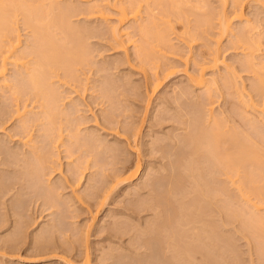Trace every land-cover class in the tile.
Returning a JSON list of instances; mask_svg holds the SVG:
<instances>
[{"label":"rangeland","instance_id":"1","mask_svg":"<svg viewBox=\"0 0 264 264\" xmlns=\"http://www.w3.org/2000/svg\"><path fill=\"white\" fill-rule=\"evenodd\" d=\"M56 1L62 7L69 4V15L73 14L69 16L71 24L87 38L83 41L88 59L75 68V80L68 77L70 80L64 84L67 80L62 71H58L59 82L58 78L53 79L60 92L55 98L60 100L57 103L67 119L63 113L55 119L50 137L44 134L46 121L38 114L39 100L26 93L15 99L12 91L0 87V264H66L67 257L82 264L85 252L90 264H264V203L256 210L252 206L257 201L253 194L248 196L250 201L244 202L235 182L244 179L242 173L232 176V183L221 168L223 173L217 170L213 179L212 172L216 173L219 165L214 169L206 158L192 154L189 142L199 126L206 128L211 124L212 114L224 121V130L233 128L242 137L249 136L264 156V120L259 110L264 107V100L253 89L257 72L252 71L255 67L246 66L244 57L249 50L241 43L244 40H239L243 31H247L249 40L257 42L254 44L258 47L253 48L256 59H264V0H244L241 20L233 17L232 0H225L223 6L220 0H181L185 16L179 14L180 8L178 15L166 13L173 26L168 33L170 46L159 44L156 48L158 43L154 46L155 68L146 65V73L139 67L135 47L126 44L125 50L119 48L110 28H122V33L132 37L135 44H142L135 27L143 20L147 22V15L156 14L154 17L160 18L164 14L161 13L164 1L157 4L162 2L142 0L139 15L128 17L121 24L117 10L110 5L114 0ZM197 2L203 8L201 11L199 6L191 7ZM94 4L99 7L92 9ZM222 10L231 20L225 33H220L218 14ZM18 17L20 50L25 43L30 44L32 32ZM203 17L211 21L209 27L203 24ZM199 28L204 29L202 33ZM59 33L55 31L61 37ZM189 34H195V39L189 40ZM213 50L219 57L214 67L208 63ZM28 56L26 61L32 57ZM201 65L204 82L196 86L184 70L195 75ZM13 69L7 65L8 78L13 76ZM165 71L170 74L163 75ZM153 72L159 75L154 89ZM212 78L217 79L216 86L210 82ZM19 86L24 90L25 87ZM23 104L27 106V115L33 118L25 123V129L20 126L25 117L16 113V108ZM35 116L41 119L34 121ZM247 116L258 121L255 126L245 119ZM70 130L79 132L84 139L70 143ZM58 133L62 143L59 147L52 143ZM32 150L41 157L48 154L44 170L39 173L33 170L37 167L33 165L36 158L33 159ZM198 157L200 162L203 160L201 165ZM192 162L196 174L183 168ZM136 163L140 165L138 175L112 187V176L131 170ZM75 169L83 174L79 184L74 182ZM248 170L264 202V166ZM193 177L203 184L200 188L215 194L218 188L221 193L212 200L213 193H209L205 199L196 191L199 186ZM242 185L247 188V184ZM197 190L202 193V189ZM49 199H54V206L47 203ZM252 214H258L263 223ZM186 221L189 223L182 229ZM168 224L181 234L180 237L174 234L172 242L168 238L171 230H167ZM194 227L207 229L204 233L209 238L202 240L208 246H201ZM209 227L219 236H212L215 232ZM36 236L48 241L45 244L42 238L40 243L43 241L44 245H39ZM210 236L215 243H209ZM181 241L191 246L192 259L171 249V244L179 246Z\"/></svg>","mask_w":264,"mask_h":264},{"label":"bare ground","instance_id":"2","mask_svg":"<svg viewBox=\"0 0 264 264\" xmlns=\"http://www.w3.org/2000/svg\"><path fill=\"white\" fill-rule=\"evenodd\" d=\"M44 1H46V0H44ZM44 1H42V0H0V87H4V88L8 89V91L9 90L12 91V94L14 93V95H15V99H17L20 96V94H23V93L24 94L26 93L25 95L31 94L36 98V100L38 99L40 102L38 106H40V108H41L40 112H38V114L40 113L42 116L41 118L42 119L44 118L46 121L45 122L46 124L43 123V125L45 124V126H43V127H45V128H43L45 131L44 130L43 131H44V134L46 136L48 135L50 137L52 135V130H53L51 127L52 124L54 123L55 119L61 113H63L62 109H60L61 107L57 103L60 101V100L57 101V98L59 96L58 93H60V92L58 91L57 85H55L56 87L54 86L55 80L53 81V79L58 78L57 81L59 82L60 77H58V71H62V75L65 76L66 80H67V81H64V84H67L68 80L74 79L77 77L74 73L75 68L77 67V65L81 66L83 62L86 63L85 61H87L86 59H88V56H86V53H87L86 46H85L86 43L84 44V41L87 38L84 39V36L82 35V33L79 34V31H76L77 28L75 29V27H73L75 24L74 25L71 24V22L69 20V16L73 15V14L69 15L71 12V9L68 8L69 4H67V6H64V7H62V5H63L62 4V5H60L61 6L60 7L59 5H57L58 2L56 0H48V2L46 1V3ZM141 1L142 0H114L113 2L111 1L112 3L110 5L115 7V9L118 12L117 13L118 24L123 23L125 20L128 19V17L136 18L140 12V6H141L140 2ZM158 1H161V2L164 1L165 2V4H164V2H162V3L157 2V4L158 3L164 4L165 8L161 9V10H164V12L161 11V13H164L166 18L163 17L164 14L161 17L157 15V17H160V18L154 17V15H156V14H154V15L151 14V15H147V17H148V18H146L147 22L145 20H143L144 23H142L143 21L141 23L137 22L138 24H137V27H135V28L136 29L138 28V32L140 33V35L142 37V39L140 40V41L143 40V42H141L142 44H140V45L135 44V41L132 39V37L126 35L125 33H122V32H124L122 28L121 29L119 27L117 28V26L116 27L113 26L112 28H110L111 35L113 36L114 40L117 42V46L119 48H121L122 50H125L126 44H129V45H132L133 47H135L134 53L136 55V58L138 57L137 59H139L138 60L139 65H140L139 67L141 68V70L144 73H146L147 69H148L146 67V65L151 66L150 68H153V69L155 68L154 61L156 58L155 59L153 58V52H154L153 50H155L157 48V46L159 47V44H160V46H161V44H162V46H168V45L170 46V44H169L170 39L168 37V33L172 29L173 26L170 24V20H169V18H167L166 13L170 12V14H171V12H174V13L177 12V15H178V13L180 12V9H181L180 7H182V6H180V2L182 3L181 5H183V2L181 0H158ZM185 1H184V3L186 4L187 1L186 2ZM220 1H221L222 6H223L225 4V0H220ZM244 2H245L244 0H232V7H233L232 8V14H233V17L238 19V20H241L244 17L243 16L244 15V12H243V5H244L243 3ZM188 4H189V1H188ZM201 4H203V3H201ZM64 5H66V4H64ZM95 6H97V8L99 7L98 5L94 4L93 8L92 7L91 8L94 9ZM198 6H199V9L201 11L203 8H200L202 6L198 5V2H197L196 6L192 5L191 7H195L198 9ZM70 8H73V6ZM188 8H190V6ZM191 9L194 10L193 8H191ZM96 11H97V13L101 14V11L99 9H97ZM197 11H199V10H197ZM181 13H183V10L179 14H181ZM206 13H207V11H206ZM210 13L208 16H206L207 18L210 16ZM19 15L21 16L23 26L26 27L27 29L30 28L31 30H29V31L32 32L31 36H29L31 39V40H29L30 44H29V42L27 40L28 38H27L26 40H27L29 45L27 46L25 43L24 44L25 48H22L20 50H19V48H21L20 47L21 40H20V33L18 30L19 28H18V24H17V22L19 20V17H18ZM194 15H196V14H194ZM218 15H221L220 16L221 19L219 22V24L221 26V29H220L221 32L220 33H223V32L225 33L230 29V25H231L230 21L231 20L229 18V15H226L224 10H222L221 14H218ZM180 16H182V15H179V17ZM184 16H185V14H184ZM211 16H212V14H211ZM206 17L202 18V20L204 19L203 24H205L206 27H209L210 25L209 26H207V25H208V22H209V24H211L210 23L211 21L207 20ZM196 19H199V18L196 17ZM196 23H195V25H196ZM197 25H198V23H197ZM81 26H79V27H81ZM245 28H247V27L245 26ZM199 29L201 30V28H199ZM56 30H58V32H60L62 34L61 37H58L55 34ZM203 30L204 29L201 30V33ZM195 32H197V30ZM244 32L245 31H243V33L241 32L242 34L240 36L242 39H239V40H244L243 42L241 41V43L242 44L244 43L245 49H247V51L249 50V52H247L245 57H244V58H246L245 59L246 66L248 65V67L250 66V68L255 67L256 70L258 68L257 71L252 69V71H255V73L257 72L256 73L257 74L256 75L257 81H256V85L253 87V89L256 90L257 93L259 94V96H261V98L264 100V59H260V60L256 59L258 57H256L254 54L256 52L255 49L253 50V48L255 46H257V44L256 45L254 44L256 41L254 42V40H253V42H252L251 41L252 39L249 40L250 37L248 38L247 36H250V34H248L247 31L245 33ZM60 33H59V35H60ZM246 33H247V35H245V36L247 38L244 36V34H246ZM83 34H84V32H83ZM195 34L190 35L189 40H194ZM198 34H199V32L196 35H198ZM125 35L128 37L126 39H122V37H124ZM196 38H197V36H196ZM59 41H61L63 43H60ZM66 41L68 43H70V46L67 45L68 43H66V45H65ZM154 42H155V44H154ZM216 43L217 44L219 43V39L216 40ZM155 45H156V48L154 47ZM26 46H27L28 50H27ZM216 52H217L216 50L215 51L213 50V52L211 54V58H209L208 63L211 64L210 66H212V67L216 66L217 63L219 62V57L217 56ZM155 53H156V50H155ZM27 56L28 57L32 56L31 59H29L30 61L27 60L28 62L25 60ZM255 60L256 61L258 60V61L256 62ZM8 64L12 65L14 68L13 69L14 70L13 76L11 78L10 77L8 78L6 76ZM198 67H199V68H197L198 70L196 69L198 71V73H196L197 72L196 71L194 73L195 75L188 73L187 70H184V74L186 75L188 80L190 82H192L194 85L202 86V84L204 82V77H203V74H204L203 69L204 68L202 67V65L198 66ZM165 72L163 74L165 76L170 74V71H168L166 73ZM148 78H149V76H148ZM64 80H65V78H64ZM216 80L217 79H215V78L211 79L210 82L213 84V86L215 84L217 85ZM158 81H159L158 73L153 72V78L151 79V84L153 85V89L157 86ZM18 84L21 85V87H23V88L25 87L24 88L25 91L27 88L28 91L25 92L24 90H21L20 86L18 87ZM212 84H211V86H212ZM209 91H210V88H209ZM20 92H22V93H20ZM238 93H239V95H241L240 92H238ZM55 96L57 98H55ZM26 107H27L26 104H23L21 108H16V113L19 116L25 117L21 122L23 125H20V126H22V128L25 127V123L27 121H29V120L31 121V119H33L32 116L29 117L27 115L28 111H27ZM73 109H75V108H73ZM259 110L261 113L260 116H262V120H264V107H262V109H259ZM241 114H243V113H241ZM63 115H64V118H66L64 113H63ZM67 115L70 116V112ZM71 115H72V113H71ZM211 115L209 116L211 124L209 123L208 127L203 128L201 126H199V127L197 126L198 129L195 133H193L194 135L191 134L192 137L189 136V138L191 137L189 139V142L192 145V152L191 153L192 154L194 153L199 157L206 158L207 162L213 163L212 167L214 169L216 168L217 165H219V166H217V169L215 170L216 173L212 172V173H214L212 176L213 179L215 178L214 175L216 176L217 170H219V169L221 170V172L224 169V174L227 176L229 181L231 180L230 182H232V183L234 181L232 180L231 177L235 176L239 173H242L241 176L244 175L243 176L244 179L239 178V181H235L236 183L238 182V184H239L237 189L239 191H241L240 195L244 199V202L250 201L249 200L250 198L248 196H251L253 194L255 196V198H257V201H256V203H253L252 206L256 210H258V208L261 206V204L264 203L262 198L259 197L261 192H260V189L255 184V182L252 179H250V177L248 175L249 173L247 174L246 171L248 170V168L256 170L257 167H262V165L264 166V160H263L264 156H263V154L261 155V151L258 149L260 147H257L258 145L256 146V144H254V142L250 140L249 136H247L248 137L247 138L246 135H245V137L244 136L242 137L241 135H239L241 133H238L239 131H236L237 129L231 128L232 129L231 130L229 128L230 130L229 129L224 130V128H225L224 121L222 122V119L219 116L213 115V117H212ZM36 117L37 116L34 117L35 118L34 121L38 120V118H39V117L38 118H36ZM243 117H242V119H243ZM247 117H245V119H247L249 121V123H251V125H253V124L256 125V123L258 122V121H256L255 118L252 119V117L251 118H249V117L247 118ZM41 118H39V120ZM245 119H243V120H245ZM48 124H49V126H48ZM255 125H253V126H255ZM71 126H72V124H71ZM23 129H25V128H23ZM23 129H22V132H23ZM71 132L70 133L68 132V134L70 136L69 139L71 140L70 143L74 144L75 142H78V140L81 138V136L79 137V135H78L79 132L78 133L76 131H75L76 133L74 131L72 133ZM19 137H20L19 139H21V140L24 139V137H21V136H19ZM60 137H61V135L58 133V135H55L54 139L52 140V143L58 144V147L62 146L61 145L62 143L60 144ZM81 139H84V138L82 137ZM85 139H87V138H85ZM90 141H91V139H90ZM23 142H24V140H23ZM134 143H135V140H134ZM136 143H137V141H136ZM98 145H100V144H98ZM188 145H189V143H188ZM135 146H136V144H135ZM58 147H56V148H58ZM70 147H71V145H70ZM132 147H134V146H132ZM136 147H135V149H136ZM69 151L70 150L67 149V152H69ZM30 153L33 156V159L36 158V160L34 159L36 164L34 163L33 165L37 168L32 167V168H34L33 170L34 171L36 170L37 173H39L38 171L44 170L43 168L45 167L44 165H45L46 160H47L46 158H48L46 156H48V154L47 155L45 154L44 157L43 156L41 157L40 153L36 152L35 150H32ZM70 154H67V156H69ZM190 157H192V156L190 155ZM199 157L197 160H199L198 161L199 165H201L200 163H202L203 160H201V162H200ZM178 165L182 166V164L181 165L178 164ZM250 165H251V167L253 166V168H250ZM245 166L247 167V170H246ZM254 167L256 169H254ZM183 168H184V170L187 169V171L189 169H192L191 171L194 170V173L196 171V169H194L196 167H194L193 162L189 163L187 165V167L185 166ZM201 168H202V166H201ZM221 168H223V169H221ZM139 169H140V165H139V163H136L131 170H128L126 172L120 171L118 173H115L112 176V181H113V182H111L113 184L112 187H114L115 185H118V184L127 183L130 180H132L140 172ZM258 169L260 170V168H258ZM259 170H258V172H260ZM82 175L83 174L80 171L79 172L77 171L74 174L75 184H77V183L79 184V182L81 181V178L83 177ZM210 175H212V174H209V176ZM179 176H177V177H179ZM178 179H180V178H178ZM178 179H176V180H178ZM193 180H194V177H193ZM194 181H195V185L199 186V187H196L194 185L196 187L195 188L196 191L200 192L201 196H204V198L207 199L206 197H208V196H206V195L211 193L210 190H207L206 188H200V186H203V184L201 185L200 184L201 182L197 181L196 179ZM243 183L247 184V186H246L247 188H244L245 185L240 186V184H243ZM218 184H219V182H218ZM219 187H221V186L219 185ZM242 188H244V189L242 190ZM168 189L170 190V188H168ZM197 189H200V190L202 189V193H201V191H199ZM220 191H221V189L217 188L216 194L221 193ZM168 192H170V191H168ZM212 193H213V191H212ZM216 194L214 192L212 194V198H211V195H209L208 200L210 198L212 200L213 196H215ZM49 195H48V198L50 197V199H51L52 197ZM51 195H52V193H51ZM105 198H106V196L104 195V199ZM50 199L47 201V203L50 204V206L51 205L54 206V204L52 203L54 201V199H53V201H51L52 199L51 200ZM164 199H165V197H164ZM167 200H168V198L166 197V201ZM205 202H207V200ZM209 202H211V201H209ZM102 203L103 202H100V205H102ZM252 215L257 219V221H261V223H263L261 220V217H259L258 214H252ZM188 223L189 222L186 221L184 224H182V226H183L182 229H184V227L187 226ZM168 228L169 229H167V230H170L171 226L169 225ZM206 228H207V226H206ZM193 229L195 232V237L198 239L200 238V240H201L200 241L201 246L202 245L208 246L207 243L206 244L203 243L204 238H207L209 236L208 233H204V232H206L207 229H205L203 227L199 228V229H198V227H194ZM209 230H211L210 227H209ZM214 230L215 229H213L211 231H213V233H214L215 232ZM207 232H210V231H207ZM169 233L170 234L168 235V238H169V241L171 240V242L175 239V235L179 236L178 232L176 233V231H173L172 228H171ZM215 234H216V232L214 234H212V236ZM216 235H215V237H216ZM178 236H176V237H178ZM180 236H181V234H180ZM217 236H219V235H217ZM36 237H38V236H36ZM179 237H178V239H179ZM7 238H6V240H7ZM38 238L36 240L39 241V243H40V239H42V238L43 239L45 238V240H44L45 244L48 241V240L46 241V237L39 238V240H38ZM11 239H13V238H11ZM9 240H10V238H9ZM213 240H214L213 238H212V240H209V243H211L210 241H212V242L215 241V240L214 241ZM37 241H36V243H38ZM41 242L43 244V241H41ZM174 243H176V242L174 241ZM182 243H183V245L181 246L180 244H182ZM42 244L40 243L39 245H42ZM173 244H171L172 246L170 245V247H173V248H171L172 250L175 249L176 251L178 250L177 251L178 253H185L186 257H188L189 259H190V257H191V259L193 258V252H192V248L190 245L184 244V242H182V241L180 242L179 246L176 244L175 245H173ZM39 245L37 244V246H39ZM204 246H202V247H204ZM39 247H41V246H39ZM178 247H180V248H178ZM63 257H64V255H63ZM67 258H66V264H75L73 261H71L70 259H67ZM90 262L91 261L89 259V255L87 252H85L84 255L82 256V264H90Z\"/></svg>","mask_w":264,"mask_h":264}]
</instances>
